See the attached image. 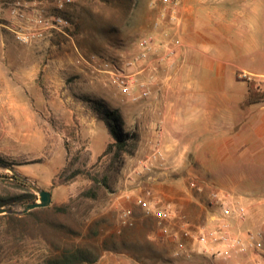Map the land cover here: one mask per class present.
I'll use <instances>...</instances> for the list:
<instances>
[{
    "label": "rangeland",
    "instance_id": "obj_1",
    "mask_svg": "<svg viewBox=\"0 0 264 264\" xmlns=\"http://www.w3.org/2000/svg\"><path fill=\"white\" fill-rule=\"evenodd\" d=\"M0 1L36 2L52 7L55 0ZM178 1L174 11L177 19L171 20L169 8L160 15L159 0H71L65 11L71 18L67 35L27 45L15 43L9 36L0 42V158L13 164L11 167L26 185L25 188L15 181L10 169L0 167V197L30 190L37 200L35 185L51 192V205L73 199L70 213L57 218L80 230V241L95 239L98 233L102 251L93 264H172L179 258L194 260L193 254L190 258L176 256L174 241L159 232L156 214L165 207L150 199L152 212L146 213L135 202L143 193H157V184L166 190L171 186L175 193H189L197 202L187 203V219L169 209L170 221L177 223L187 220L201 224L205 212L200 213L196 205L207 211L213 192L231 194L228 198L245 194L231 193L226 185L229 181L206 180L202 167L195 164L175 173L171 182H161L154 171H140L138 163L145 154L138 151L139 135L133 153L125 152L121 161L111 166L108 158L98 160L111 140L102 107L122 117L123 131L137 133L135 106L142 101L130 100L109 82L102 71V60L120 61L126 53H134L138 38L145 34L158 42L179 37L183 43L182 0ZM226 6L240 7L238 3ZM256 25L249 53L233 52L234 64L230 68L235 94L244 89L243 80L235 79L237 74L264 88V77L252 75L264 73V21L260 19ZM237 27L244 29V22H238ZM155 82L149 85L150 95ZM201 152L207 162L227 164L215 167L221 168L227 179L239 171L232 159L224 160L215 150ZM243 169L264 176L261 166ZM76 170L80 172L74 176ZM102 177L106 185L92 181H103ZM192 180L197 186L190 185ZM88 191H94L96 196L80 195ZM23 205L2 207L21 209ZM125 210H130V224L123 222ZM263 223L264 217L247 230L258 229ZM4 224L5 220H0V264H34L43 257L45 248L38 232H31L24 241L19 239L20 246L9 249L2 232ZM256 254L264 260V247ZM214 262L220 261L214 258Z\"/></svg>",
    "mask_w": 264,
    "mask_h": 264
},
{
    "label": "crops",
    "instance_id": "obj_2",
    "mask_svg": "<svg viewBox=\"0 0 264 264\" xmlns=\"http://www.w3.org/2000/svg\"><path fill=\"white\" fill-rule=\"evenodd\" d=\"M235 3L240 5L238 9L226 6ZM181 17L183 47L177 50L174 64L158 73L150 97L135 106L138 151L145 154L144 159L158 144L162 158L149 173L154 171L161 182L173 181L175 173L195 164L202 167L206 180L229 181L226 185L231 193H245L240 194V203L247 208V221H232L234 233L244 232L264 217V176L243 169H264V103H246V81L240 74L235 79L243 80L244 89L240 94L232 92L230 66L234 64L235 50L244 55L251 50L256 23L264 21V0H182ZM238 22H244V29L237 27ZM252 75L264 77L263 72ZM206 149L215 150L224 160H233L239 171L232 179L224 177L226 173L221 168H215L227 164L205 161L201 151ZM163 187L157 184V193H143L140 197L187 219V203L197 204L192 195L175 193L171 186L167 190ZM196 209L200 213L204 210L206 216L203 206L196 205ZM199 225L187 220L170 221L173 231L190 230V237L183 240L195 260L179 258L172 264H264L254 252L215 263L208 252H198Z\"/></svg>",
    "mask_w": 264,
    "mask_h": 264
},
{
    "label": "built area",
    "instance_id": "obj_3",
    "mask_svg": "<svg viewBox=\"0 0 264 264\" xmlns=\"http://www.w3.org/2000/svg\"><path fill=\"white\" fill-rule=\"evenodd\" d=\"M70 4L71 0H55L52 7L40 6L36 2L0 1V42L9 36L15 43L27 45L56 35H67L70 23L65 11ZM178 4V0H159L160 15L169 8L172 12L171 20H176L174 11ZM182 47L179 37L158 42L152 35L145 34L138 38L134 53H126L120 61L102 60V71L109 82L130 100H143L150 96V83H154L161 69L174 64L177 50ZM144 73L147 76L143 78ZM161 158L162 153L156 144L146 158L139 160L138 168L149 173ZM190 185L197 186L196 181L192 180ZM221 193L223 192H213V202L197 229L198 252H208L211 259L230 260L237 254L261 251L264 247V223L258 229L234 233L232 221L245 222L248 217L247 208L240 203V195L228 198L231 194L220 195ZM135 202L146 213L152 212L149 200L136 197ZM129 214L130 210L122 213L125 224H130L127 221ZM156 216L159 232L169 236L175 243L174 254L190 258L192 255L183 240V237H190V230H171L170 210L167 207L161 208Z\"/></svg>",
    "mask_w": 264,
    "mask_h": 264
},
{
    "label": "trees",
    "instance_id": "obj_4",
    "mask_svg": "<svg viewBox=\"0 0 264 264\" xmlns=\"http://www.w3.org/2000/svg\"><path fill=\"white\" fill-rule=\"evenodd\" d=\"M65 16L70 23L71 18L69 14L65 12ZM246 87L247 104L264 103V88L262 85H257L253 81H247ZM101 114L111 140L106 145L102 154L98 157V160L108 158L112 166L121 161L122 155L125 152L129 154L133 153L135 144L138 140V134L122 130L121 124L123 120L116 111L102 107ZM0 163L7 166L13 165L2 158H0ZM79 172L80 171L76 170L73 175L75 176ZM11 177L15 181L21 182L26 188V185H24V182H22L18 174L13 173ZM102 179L103 181L92 178V181L97 184L106 185V180H104L103 177ZM80 195L86 198H94L96 193L94 191H88V193H81ZM35 200L36 195L29 190L7 198L0 197V207L7 204L26 205ZM71 201H73V199H69L68 202L58 205L50 204L47 207L37 208L21 215H0V220H5L2 232L6 239L5 242H7L9 246L8 248L19 247V242L26 240L31 232H38V236H40L43 241L45 250L43 257L34 264H93L97 262L102 251L100 248L101 245L97 241L98 233H95L97 236L95 239L91 238L88 241H80L78 238L82 234L81 231H76L57 218V216L70 213ZM19 239L20 241L17 242Z\"/></svg>",
    "mask_w": 264,
    "mask_h": 264
},
{
    "label": "water",
    "instance_id": "obj_5",
    "mask_svg": "<svg viewBox=\"0 0 264 264\" xmlns=\"http://www.w3.org/2000/svg\"><path fill=\"white\" fill-rule=\"evenodd\" d=\"M0 167H6L10 169L14 174H17L16 171L11 167L0 163ZM22 179H24L22 176L19 175ZM35 191L38 193V199L32 203L23 205L21 209H13L9 207H0V215L2 214H15V215H21L28 211L37 209V208H44L51 204V192L49 190H45L42 188H39L37 186H33Z\"/></svg>",
    "mask_w": 264,
    "mask_h": 264
}]
</instances>
